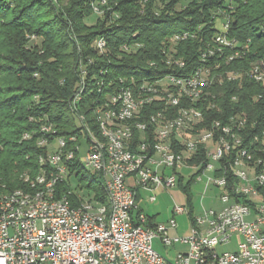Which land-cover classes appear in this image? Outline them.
Instances as JSON below:
<instances>
[{
	"label": "trees",
	"instance_id": "16d2710c",
	"mask_svg": "<svg viewBox=\"0 0 264 264\" xmlns=\"http://www.w3.org/2000/svg\"><path fill=\"white\" fill-rule=\"evenodd\" d=\"M92 1L0 0L2 191L33 185L40 169L39 155L45 151L36 144L42 122L51 123L56 135H79L76 115L83 114L93 123V107L119 86L118 78L134 76L140 81L169 73L191 74L200 64V50L219 31L218 10L229 12L227 35L248 44L242 57L228 62V49L210 57V64L218 63L219 68L211 71L217 84L206 89L205 102L215 103L217 108L204 110L199 128H214L216 121L225 123L231 115L239 114L246 119L243 135L248 143L264 127V84L245 74L237 81L223 78L231 71L244 73L252 65L264 70V0H107L103 13L88 24L85 19L94 14ZM184 31L192 36L171 41L175 33ZM26 32L40 35L42 43L26 48ZM99 36L105 40L104 49L98 47ZM124 45L129 50H124ZM170 54L183 65L167 63ZM80 89L81 98L73 105L74 94ZM91 127L96 131L94 123ZM24 132L29 138H23ZM204 158L200 150L187 163L200 165ZM224 168L230 174L229 163ZM70 170L78 180V190L71 195L73 203L79 202L80 193V197L105 203L106 192L98 174H86L78 157ZM64 184H57V195L65 192ZM183 188L192 218L193 193L189 184Z\"/></svg>",
	"mask_w": 264,
	"mask_h": 264
},
{
	"label": "built area",
	"instance_id": "2783aa9c",
	"mask_svg": "<svg viewBox=\"0 0 264 264\" xmlns=\"http://www.w3.org/2000/svg\"><path fill=\"white\" fill-rule=\"evenodd\" d=\"M222 26L210 42L218 44V52L209 53L207 43L206 51L199 53L197 70L186 77L169 73L158 79L142 78L141 91L151 84H158L156 92H159V86H169V90L176 92L191 89L194 97L156 104H163L165 110V105L174 101H189L196 107L198 89L217 84V80H207V72L217 66V63L210 64V57L223 54L226 49L229 51L225 56L242 57L245 54L248 42L240 44L227 35L228 18ZM186 32L172 36V42L179 40V36H185ZM98 38L101 43V36ZM248 76L264 84V70L259 67L249 68ZM133 79L131 76L132 84ZM75 98L76 93L74 105ZM106 105L109 117L118 116L120 120L129 121L133 119L126 118L125 107L137 108V104L131 101L128 105H121V102L113 104L110 94L106 96ZM223 126L224 133L218 137L195 143L173 140L168 144H159L163 132L153 130L151 126L149 131H143V135L127 129L131 149L121 150L117 142H112L110 158H103L86 134L85 159L107 181L113 197L109 227H101L99 205H96L99 216L86 219H78L75 212L66 211V204H72L74 200H66L62 192L57 195V184L68 182L69 188H73V173L71 164L56 158V147H52V154L47 156L54 163V193L48 196L46 206L18 211L17 203L0 205V264H264V165H258L256 174H246V182L236 181V174H241L239 170L230 172L232 192H225V185H222L224 163L237 160L231 159V151L235 150L229 142L232 126ZM177 129L181 131V128ZM48 137L47 131L43 145H48ZM218 138H225V146H218ZM135 142H142V149H135ZM205 144H212V151H205ZM56 146H61V135H57ZM257 147H264V141L256 144ZM200 150L204 151L205 158L197 168H188L195 171L189 177L194 183L205 178L206 187L218 190L216 197L222 206L219 209L205 208L201 213L193 214L187 236L172 235L170 230L177 227L175 215L189 214L187 204L176 203L172 215L165 222L152 223L146 213L137 209L139 192L176 187L181 170L179 158H191L193 152ZM137 151H146V158H137ZM244 192H256V201H246ZM155 198L156 195L152 194L148 200ZM233 238H236L234 249L217 251V246L230 244ZM154 239H159L166 247L181 244L185 249L167 258L153 247Z\"/></svg>",
	"mask_w": 264,
	"mask_h": 264
},
{
	"label": "bare ground",
	"instance_id": "6f19581e",
	"mask_svg": "<svg viewBox=\"0 0 264 264\" xmlns=\"http://www.w3.org/2000/svg\"><path fill=\"white\" fill-rule=\"evenodd\" d=\"M106 2L107 0L92 1V11L97 14L103 12L102 6ZM177 34L179 33H175L173 36ZM188 36H192L190 32H186L185 36H179V40L187 38ZM97 44L100 49L105 48V40L102 37L101 43L98 38ZM122 48L124 50H129L128 45H124ZM200 51H206V46ZM216 52H218V44L209 43V53ZM172 54L167 56V63H173V66L175 64L178 66V64L183 63L181 59L173 57ZM236 58L238 57L225 56V62ZM154 63L155 62H149V65H154ZM254 66L259 67L261 70V67L258 65H252L251 67ZM197 68L198 66L194 70H197ZM218 68L219 64L217 63L215 68H211L210 71L207 72L208 81H213V77L211 76L212 69ZM248 70L249 68L244 73L231 71L226 73L223 78L230 81L236 79V76H239L240 79L244 74L245 76L248 75ZM177 77H186V75L177 74ZM223 78H219L220 83H222ZM118 79L120 83L117 84H119V86L117 85L118 87L110 93L111 101H113V104H120L121 102V105H128V101H131L132 104H137V108L125 107L126 118H132L133 120H120L118 116L109 117L106 98L104 100L102 99L103 101L96 104L92 110L93 120H91L97 127L96 131L91 127L93 123L90 122L92 123L90 125V123L86 121L85 115L78 114L76 118L77 124L81 126L80 134L69 136L62 135L61 146L55 145L57 144V135L55 134L56 130L54 126L51 123L42 122L39 126L36 144L45 149V151L39 155L40 169L35 177L33 185L30 189L17 188L10 191H2L0 189V205L12 206L13 203H17L18 211H26L34 207L46 206L48 196L54 193V184H52L54 163H52L47 156L52 154V147H56V158H61V162L71 164L72 161L78 157L79 163L86 171L89 170L91 171L90 173L99 175V171L96 170L87 159H81L80 157L79 152L82 150L81 147L83 142L85 144L86 134L89 135L90 140L97 146L98 153L103 156V158H110L109 148L112 142H117L121 150L131 149L129 135L125 131L127 129L136 130V135H143V131H149V126H151L153 130L163 132L162 136L159 137V144H168L169 141L173 140L176 142L195 143L199 142L201 139L218 137L219 134L224 133L223 125H227L232 126L233 129L231 130V135H229V142L235 146V150L231 151V159L237 160V162L227 163L231 166V172L239 170L241 173L236 174V181L246 182V174H256L258 165H264V147L255 148L256 144H259L260 141H264V127L251 136L248 143H245L243 135L246 119L239 114L231 115L225 123H222L220 120L216 121L214 128H199V125L203 121L204 110L217 108L215 103L205 102V97L207 96L205 95V91L208 87H200L198 89L196 107L189 101H174L173 104L165 105L164 110L163 104L156 103L194 97V90L182 89L181 92H176L169 90V86H159V92H156L158 91V84H151V86H148L144 91H141L143 88V80L137 81L133 79L132 84L131 78L125 79L120 77ZM120 87H123V91H120ZM80 91L81 89L76 92L75 104L81 98ZM145 108L151 109L147 115H145V112H141L147 110ZM177 128H181V131ZM216 128L219 129L218 133H215ZM47 131L48 136H50L48 137V145H43L47 136ZM23 138L27 139L29 135L25 133ZM218 146H225V138H218ZM135 149H142V142H135ZM258 149L260 150L259 153H257ZM205 151H212V144H205ZM195 153L196 152H193V155ZM137 158H146V151H137ZM188 159L189 158H179L178 167L197 168L200 166L188 164ZM229 177L230 174L227 170L225 168L222 169V185H225V192H232V185H229ZM23 178L25 181H28L27 174H25ZM101 180L106 192L105 196L107 199L105 198V203H100L99 201L97 202L91 199L87 201V197H80L83 195L82 193L78 195L79 191L81 192L80 188L77 195L81 199H79L78 203H73L72 201V204H66V211L75 212L78 219H86L92 216H99V208L96 207V205H99L101 227H109L113 212V197L110 195V188L107 181L102 177ZM63 183H65L64 185H66L67 188H65L64 193L62 192V197L66 198V200H72V193L76 192L78 189L69 188L68 182ZM262 190L264 191V183H262ZM244 199H246V201H256V192H244Z\"/></svg>",
	"mask_w": 264,
	"mask_h": 264
},
{
	"label": "rangeland",
	"instance_id": "374dc122",
	"mask_svg": "<svg viewBox=\"0 0 264 264\" xmlns=\"http://www.w3.org/2000/svg\"><path fill=\"white\" fill-rule=\"evenodd\" d=\"M67 0H63V3H66ZM107 3V2H106ZM105 3V4H106ZM104 4V5H105ZM103 9V6H102ZM91 16L87 17L85 21L90 24L95 21L97 18V13L93 12ZM103 12L99 13L102 14ZM96 14V15H95ZM229 17V12L224 10H218L216 13V25L219 27H223V21L225 18ZM25 47L26 48H33L35 45H40L42 43V37L40 35H36L35 33L26 32L25 33ZM56 145V144H55ZM53 145V146H55ZM85 145L84 142L81 147L80 157L81 159H85ZM188 168V167H182ZM91 171H87L86 174H90ZM192 172H195L193 169H190L188 173L185 175L187 177ZM71 183L73 188H76L78 185V180L76 177L72 176ZM193 193V213L199 214L203 208H210V207H219V200L215 196V190L211 186H205V178L195 183L192 187ZM155 194L156 199L152 202L148 200L149 195ZM184 197L179 188H169L167 190L160 189L155 192L150 191H142L139 192V199L138 205L142 208L143 212L148 214L149 216L154 215L156 220H165L169 217L172 213L173 206L177 204H183ZM188 207V206H187ZM177 222H178V230L177 235L180 236H187L190 233V225L189 219L186 214H178L175 215ZM165 222V221H164ZM172 235H175L171 233ZM153 247L162 255L166 256L167 258H172L175 255V250L184 249L185 246L181 244H176L172 247L164 246L159 239L153 240ZM236 247V238H233V241L230 244L226 245H219L217 246V251L221 252L224 250H231Z\"/></svg>",
	"mask_w": 264,
	"mask_h": 264
},
{
	"label": "crops",
	"instance_id": "0c3cea01",
	"mask_svg": "<svg viewBox=\"0 0 264 264\" xmlns=\"http://www.w3.org/2000/svg\"><path fill=\"white\" fill-rule=\"evenodd\" d=\"M189 168V167H188ZM188 168H183L182 170H180L179 171V176H180V178H179V180H180V184L178 183V185L176 186V188H179V190L181 191V193L183 194V197H184V201H183V203H185V204H187V206H188V210H189V204H188V200H187V194L185 193V191H184V188H183V186H187L188 184H189V188H190V190H191V192H192V187H193V185L195 184L194 182H193V180H191L190 179V175L192 174H189L187 177H185V175L188 173V171H190V169H188ZM175 188V187H174ZM213 188V187H212ZM160 189H162V188H160ZM160 189H158V190H160ZM163 190V189H162ZM213 190H215V196H216V194L218 193V190L217 189H215V188H213ZM142 191H144V190H142ZM145 191H147V190H145ZM217 198V197H216ZM156 199V198H155ZM154 199V200H155ZM153 200V201H154ZM150 202H152V201H150ZM192 203H193V196H192ZM219 204H220V206L219 207H213V208H215V209H219V208H221V206H222V204L220 203V201H219ZM137 209H139V210H141V211H143L142 210V208L138 205V208ZM203 209H205V208H203ZM173 210V209H172ZM202 212V211H201ZM200 212V213H201ZM184 214H186V213H184ZM194 213H193V210H192V213H191V215H193ZM148 217H149V219H150V222H152V223H159V222H164V221H166L171 215H172V213H171V215L169 216V217H167L165 220H156V217L154 216V215H148V214H146ZM187 216H188V219H189V225H190V215L189 214H186ZM177 220V219H176ZM178 228H179V226H178V222H177V227L175 228V229H171L170 230V233H173V234H177V230H178ZM185 249V248H184ZM182 250V249H181ZM177 250H175V252H176Z\"/></svg>",
	"mask_w": 264,
	"mask_h": 264
}]
</instances>
